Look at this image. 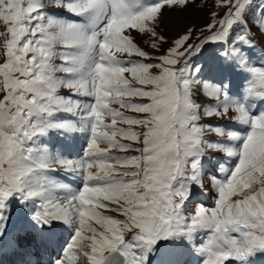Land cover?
<instances>
[{
	"label": "snow or ice",
	"instance_id": "6c2138e0",
	"mask_svg": "<svg viewBox=\"0 0 264 264\" xmlns=\"http://www.w3.org/2000/svg\"><path fill=\"white\" fill-rule=\"evenodd\" d=\"M0 264H264V0H0Z\"/></svg>",
	"mask_w": 264,
	"mask_h": 264
},
{
	"label": "rangeland",
	"instance_id": "374dc122",
	"mask_svg": "<svg viewBox=\"0 0 264 264\" xmlns=\"http://www.w3.org/2000/svg\"><path fill=\"white\" fill-rule=\"evenodd\" d=\"M205 0H198V3H204ZM206 12L207 9L204 11H199L196 6H190L183 13H179V18L184 20L185 22L195 23L196 25H201L206 21ZM177 21L175 18H169L166 14L165 26L169 29L166 34L171 35L174 31H179L180 29L176 27Z\"/></svg>",
	"mask_w": 264,
	"mask_h": 264
}]
</instances>
